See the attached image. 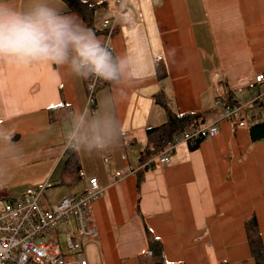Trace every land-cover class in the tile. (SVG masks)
<instances>
[{
	"label": "crops",
	"instance_id": "crops-1",
	"mask_svg": "<svg viewBox=\"0 0 264 264\" xmlns=\"http://www.w3.org/2000/svg\"><path fill=\"white\" fill-rule=\"evenodd\" d=\"M84 1L97 6L94 33L105 41L116 0ZM3 2L24 10L34 0ZM47 2L76 16L59 0ZM117 24L115 55L137 53L142 70L115 109L124 132L120 146L106 158L78 155L80 193L92 178L104 189L90 208L89 223L99 234L87 247L89 263L139 264L148 226L169 263L256 264L245 221L257 217L264 245V141L253 143L251 135L264 122V98L258 99L264 85L255 83L264 74V0H124ZM158 62L166 69L162 78ZM111 88L107 83L97 93L95 109ZM219 100L243 107L235 122L224 119ZM86 105V79L60 66L0 63V128L23 160L0 182L4 198L18 201L44 186L66 189L63 198L80 194L71 193L78 183L59 184L64 133L71 114ZM59 107L65 119L51 122L49 110ZM167 111L200 113L204 128L218 125L220 134L196 149L180 146L168 165L146 166L162 152L159 134L149 137L147 130L164 126Z\"/></svg>",
	"mask_w": 264,
	"mask_h": 264
},
{
	"label": "clouds",
	"instance_id": "clouds-1",
	"mask_svg": "<svg viewBox=\"0 0 264 264\" xmlns=\"http://www.w3.org/2000/svg\"><path fill=\"white\" fill-rule=\"evenodd\" d=\"M0 63L55 64L93 84H111L96 110L86 105L71 114L63 142L66 150L101 158L120 146L124 132L115 109L142 70L137 53L114 55L78 17L62 13L47 0H34L24 10L0 0ZM22 163L21 154L11 146V134L0 128V182L10 168Z\"/></svg>",
	"mask_w": 264,
	"mask_h": 264
},
{
	"label": "built area",
	"instance_id": "built-area-1",
	"mask_svg": "<svg viewBox=\"0 0 264 264\" xmlns=\"http://www.w3.org/2000/svg\"><path fill=\"white\" fill-rule=\"evenodd\" d=\"M123 3L124 0H116V15L104 23V42L114 55L112 39ZM107 83L86 82L87 106L91 110H96L97 93ZM255 83L264 85V74L258 75ZM263 98L264 92L258 99ZM216 105L223 107L224 119L229 122H235L243 111V107L239 105L224 104L220 100ZM240 126L244 127L246 124L241 122ZM200 133H205L206 138H215L220 134V128L218 125L200 130L189 127L146 166H154L155 163L170 164L176 150L182 145L193 144ZM105 162L108 163L109 160ZM45 189L44 186L21 200L0 207V264H90L86 250L99 234L98 229L89 223L90 208L104 194L101 183L97 178H92L84 193L68 195L49 209L42 206ZM59 226H64L67 231L66 254H62L59 245L54 248L45 241L46 236Z\"/></svg>",
	"mask_w": 264,
	"mask_h": 264
},
{
	"label": "trees",
	"instance_id": "trees-1",
	"mask_svg": "<svg viewBox=\"0 0 264 264\" xmlns=\"http://www.w3.org/2000/svg\"><path fill=\"white\" fill-rule=\"evenodd\" d=\"M64 3L69 11L75 14L80 20L83 21L85 26L96 32L94 28V15L97 8L96 5L84 1V0H59ZM157 63L156 71L157 76L162 78L166 75V69ZM88 80H86L87 82ZM160 102V101H158ZM49 120L51 122L62 121L65 119L64 107H59L49 110ZM205 122L203 116L200 113H186V114H174L167 111V123L159 128H153L147 130V135L152 137L155 134H159V138L156 143L157 147L162 150L172 142L177 136L188 130L189 127L195 129L204 128ZM251 135L253 143H259L264 141V122L255 125L251 128ZM206 140V134L200 133L197 140L191 146V149H196L202 142ZM148 155V154H147ZM147 155L141 159V163H144L147 159ZM64 163V175L63 181L59 184L65 187L72 188L83 179L82 167L78 154L67 150L65 152ZM143 182L142 173L139 174L138 187ZM245 229L248 237V242L251 249L253 260L256 264H264V245L262 235L259 229L257 217L252 215L245 221ZM146 237L148 242V250L139 255V264H184V263H169L166 260L163 243L158 239L148 226H145Z\"/></svg>",
	"mask_w": 264,
	"mask_h": 264
},
{
	"label": "rangeland",
	"instance_id": "rangeland-1",
	"mask_svg": "<svg viewBox=\"0 0 264 264\" xmlns=\"http://www.w3.org/2000/svg\"><path fill=\"white\" fill-rule=\"evenodd\" d=\"M85 184L80 182L78 183L72 190L71 193H80L82 189H84ZM66 189L64 188H55L50 187L45 189L44 194L42 196V206L44 208H50L52 205L58 203L65 195ZM4 193L0 194V207H4L5 205H9L15 200L13 197L4 198ZM66 234L67 231L64 226H59L58 228L54 229L48 236H46L45 241L51 243L55 248V245H59L62 254H66ZM55 239V242H53Z\"/></svg>",
	"mask_w": 264,
	"mask_h": 264
}]
</instances>
